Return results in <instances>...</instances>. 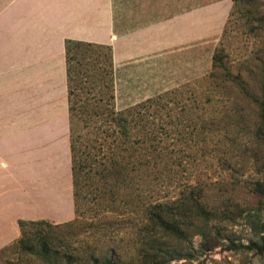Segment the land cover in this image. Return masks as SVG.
<instances>
[{
  "label": "rangeland",
  "instance_id": "1",
  "mask_svg": "<svg viewBox=\"0 0 264 264\" xmlns=\"http://www.w3.org/2000/svg\"><path fill=\"white\" fill-rule=\"evenodd\" d=\"M115 1L124 32L223 0ZM226 1L231 11L235 0ZM241 2L222 34L117 66L113 74L104 50L69 55L70 72L88 100L72 113L74 176L54 187L55 196L52 184L50 195L43 184L28 192L51 216L30 221L71 223L53 230L61 254L75 250L135 264L154 208L193 196L210 213L227 208L240 216L204 225L212 234L220 230L219 246L202 253L195 236L190 261L164 264H264V255L227 250L230 240L247 245L264 239V200L253 192L264 179L254 138L259 106L240 88L242 82L264 98V0ZM216 50L223 51L225 67L213 68ZM18 221L29 222L17 220V231L7 226L0 264H43L20 252Z\"/></svg>",
  "mask_w": 264,
  "mask_h": 264
},
{
  "label": "crops",
  "instance_id": "2",
  "mask_svg": "<svg viewBox=\"0 0 264 264\" xmlns=\"http://www.w3.org/2000/svg\"><path fill=\"white\" fill-rule=\"evenodd\" d=\"M117 8L115 0H0V246L17 220L51 217L32 202L31 185L50 195L52 184L55 196L71 180L66 40L109 46L114 69L222 34L231 2L124 32Z\"/></svg>",
  "mask_w": 264,
  "mask_h": 264
},
{
  "label": "trees",
  "instance_id": "3",
  "mask_svg": "<svg viewBox=\"0 0 264 264\" xmlns=\"http://www.w3.org/2000/svg\"><path fill=\"white\" fill-rule=\"evenodd\" d=\"M241 1H247V3H253L256 0H235L233 1L232 9L229 13V17L233 16V9L240 5ZM241 2V3H240ZM226 28V26H225ZM224 28V31H225ZM88 49L104 50L108 54L109 67L113 74L112 53L109 46L95 45L77 41L66 40L65 42V55H66V77H67V102L69 112L70 130L73 128L72 113L82 108L81 106L86 104V94L83 93V86H80L78 81V75H75L74 71L70 72V65L68 58L71 53H76L78 56L81 50L87 51ZM222 50H216L212 57L213 68L225 67L223 62ZM82 60L85 58H81ZM77 66L79 65L77 60ZM84 85L92 88L91 84ZM244 83L240 82V88L246 97L250 99L254 104L259 106V116L257 124L254 129V138L257 145L261 148L262 160H264V98L259 99L255 96V93L244 87ZM103 94V92H101ZM113 96V95H112ZM147 101V100H146ZM145 101V102H146ZM113 102V98H112ZM85 106V105H84ZM72 138L70 134V157H71V173L74 176V165L72 161ZM253 192L264 200V179L256 181L254 183ZM198 198L192 196V198H179L174 203H168L166 205H158L150 213L148 217V225L145 228V234L141 241V248L139 251V257L135 264H164L170 261L188 260L193 258L192 250V238L198 236L200 239L199 249L202 253L209 252L213 248L219 246L221 235L220 230L205 227L211 220H218L220 223L223 220H233L240 215L239 212L235 213L227 208L221 211H213L210 213L206 210ZM239 210V209H238ZM203 225L199 228L197 225ZM52 225L45 221H18L20 229V239L18 241L19 250L24 255H34L43 264H119L118 259L113 256H97L90 253L89 256L83 257L80 252L62 253L59 251L60 241L55 237L53 230L62 228L66 225ZM26 226H29V230L26 231ZM34 231V232H33ZM30 233L35 239L31 240L28 236ZM35 233V234H34ZM64 247H68L67 244H62ZM187 247V252L185 248ZM229 251L237 252H253L255 255H264V239L260 241L250 240L247 245H236L233 241H229Z\"/></svg>",
  "mask_w": 264,
  "mask_h": 264
},
{
  "label": "bare ground",
  "instance_id": "4",
  "mask_svg": "<svg viewBox=\"0 0 264 264\" xmlns=\"http://www.w3.org/2000/svg\"><path fill=\"white\" fill-rule=\"evenodd\" d=\"M59 177V176H58Z\"/></svg>",
  "mask_w": 264,
  "mask_h": 264
}]
</instances>
